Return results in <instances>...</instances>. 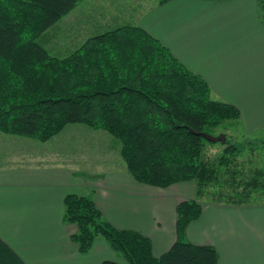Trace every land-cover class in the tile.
<instances>
[{"label":"trees","instance_id":"1","mask_svg":"<svg viewBox=\"0 0 264 264\" xmlns=\"http://www.w3.org/2000/svg\"><path fill=\"white\" fill-rule=\"evenodd\" d=\"M81 1L0 0V132L46 142L68 124H87L120 141L137 181L163 188L195 183L196 197L176 208V241L161 256L150 237L112 225L92 198L67 195L65 221L77 225L72 239L81 253L103 237L130 264H218L213 245L186 239L201 216V200L264 203V167L247 175L230 137L222 154L207 156V142H217L200 134L237 123L240 109L213 99L202 76L138 26L88 38L66 57L52 55L37 39Z\"/></svg>","mask_w":264,"mask_h":264},{"label":"crops","instance_id":"2","mask_svg":"<svg viewBox=\"0 0 264 264\" xmlns=\"http://www.w3.org/2000/svg\"><path fill=\"white\" fill-rule=\"evenodd\" d=\"M121 2L90 0L92 8L84 16L101 21L97 29L143 28L202 76L211 94L240 109L244 133L252 135L264 127L249 125L257 115H247L232 99L262 96L258 86L264 22L258 0H130L131 6ZM222 36L229 41L222 44ZM117 140L82 123L66 125L46 142L0 132V264L122 262V254L103 237H97L87 253L80 252L72 239L78 227L65 221L69 194L92 198L116 228L150 237L155 256L171 248L177 238V205L196 197L195 183L163 188L137 181ZM201 203V216L187 228L190 242L213 245L218 264H264V203Z\"/></svg>","mask_w":264,"mask_h":264},{"label":"rangeland","instance_id":"3","mask_svg":"<svg viewBox=\"0 0 264 264\" xmlns=\"http://www.w3.org/2000/svg\"><path fill=\"white\" fill-rule=\"evenodd\" d=\"M121 3L128 6H131L133 4L132 2H130V0H123V2ZM91 8L92 7L90 5V0H82L76 11L62 18L58 22V24L54 25L48 31L43 33L37 39V41L45 45L46 49H48V51L52 55H55L59 58H63L72 53L74 49L80 47L81 43H84L86 39L111 29L106 28L104 26H101L97 29V25L102 22H96L95 17L89 18L87 16H84V13H87L89 15ZM259 8L261 12V17L262 19H264V8ZM79 12H81L82 14ZM108 21L110 24H113L110 22V19H108ZM227 41L229 40L226 36H222L220 38V42L222 44H225ZM232 45L236 46L235 44ZM253 49L256 48L253 47ZM261 54L264 59V47H261ZM233 59H235V57H233ZM260 70L261 78L260 85L258 87L262 93V96L242 94L232 98L236 103H240L243 106L244 111L245 113H247V115H257L256 117H253L254 120L252 121V124L249 125H264V63L260 65ZM223 88L227 89L226 86H223ZM211 97L215 100L221 101V98H219L217 94H215V92L213 91ZM231 122L233 121H225L221 126L213 129L211 134L215 136H218L220 134H226L227 137L232 138V142L235 143L240 150V154L238 155L237 160L238 162L243 164L244 170H246L247 175L250 174V171H252L253 169L263 168L264 127L261 128V130H259L257 133L249 135L248 133L243 132V129L245 128L244 126H242V122L240 120L236 121L237 123L235 124ZM239 130L241 134L238 132ZM237 137H239V139H237ZM56 138L58 139L59 137ZM114 138L115 140H117L115 136ZM117 142L121 144L120 141L117 140ZM225 148V143L217 142L213 144L207 142V149L205 152L207 156L214 157L222 154ZM206 201L208 202L209 200L207 199ZM120 263L130 264L129 261L124 257L122 259V262Z\"/></svg>","mask_w":264,"mask_h":264},{"label":"water","instance_id":"4","mask_svg":"<svg viewBox=\"0 0 264 264\" xmlns=\"http://www.w3.org/2000/svg\"><path fill=\"white\" fill-rule=\"evenodd\" d=\"M191 131L194 133V130L191 129ZM202 136L207 138L211 142H221V143H226L227 142V136L226 134H220L218 136L209 134L207 132H202L200 133Z\"/></svg>","mask_w":264,"mask_h":264}]
</instances>
